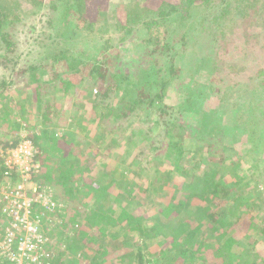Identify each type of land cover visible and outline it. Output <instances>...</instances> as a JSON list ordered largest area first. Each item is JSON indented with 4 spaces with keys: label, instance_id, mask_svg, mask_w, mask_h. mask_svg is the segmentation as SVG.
<instances>
[{
    "label": "trees",
    "instance_id": "16d2710c",
    "mask_svg": "<svg viewBox=\"0 0 264 264\" xmlns=\"http://www.w3.org/2000/svg\"><path fill=\"white\" fill-rule=\"evenodd\" d=\"M100 5L101 0H0V67L11 68L9 64L14 63L12 56L18 49L13 35L26 28L28 19L41 16L46 30L56 31L51 35L54 41L49 48L53 54L44 56L37 66L17 70L14 65L11 69L14 80L0 81V96L4 98L1 108L8 124L21 130L22 122L27 121L25 111L32 104L38 107L39 118L45 120L40 121L37 130L31 127L29 131V139L37 149L33 161L39 165L31 171L30 183L38 186L37 194L51 187H62L60 193L67 198L64 201L58 197L64 202L60 211H48L40 203L33 205V213L41 221L60 230L56 235L58 247L55 243L46 244L47 251L56 253V257L41 256V263L256 264L250 262V256L264 250V227L258 230L253 225L256 207L253 203L261 193L253 176L263 173L264 160L257 165L250 152L243 150L247 152L243 159L247 167L239 169L242 174L235 173L238 176L234 179L225 178L223 172L231 162L230 143L222 139L224 134L220 135L219 120L222 116L230 120L231 135L238 127L244 133L249 130L243 143L250 146L264 143V136L251 137L255 130L264 133V122L252 118L257 107L264 110L260 103L264 90L258 92L259 86L264 87V67L258 65L253 70L247 67L251 76L245 82L237 72L233 54L227 50L228 34L231 38L235 30L244 37L239 44L248 41L257 25L260 28L257 36L264 34V0H124L119 11L112 14L103 11L99 16L93 10ZM109 16L116 22V34L99 35L85 46V55L69 57L74 38L81 33L96 34L99 22H105ZM197 40L205 42L202 50L208 51L209 57L198 56L193 62L198 66L195 69H201L199 64L205 65L219 80L206 92L196 90L197 83L188 88L183 85L189 78L186 74L183 77L180 62ZM127 43L145 48L148 54L134 76L122 66L126 63L122 58ZM105 52L114 53L119 62L110 60L107 64L99 60L100 54L104 53L103 58L107 56ZM48 67L52 69V77ZM39 69L48 78L42 74L37 82L34 79L27 82L25 78L24 85L11 88L23 74L38 77ZM142 73L145 77H141ZM202 77L201 84L207 85L206 76ZM43 85L51 91H44ZM170 89L178 96L172 97ZM209 89L213 90V96L207 94ZM74 90H79L78 98L71 103ZM233 92H238L237 98L230 99L219 110L218 106ZM16 95L21 97L22 103L18 105L21 114L14 109L19 102L13 100ZM68 103L73 107L70 112L73 115L70 114L67 123L62 121L61 113ZM14 112L21 123L14 116L15 124L10 119ZM149 112L161 121L149 119L146 116ZM136 119L142 123L130 126ZM146 122L148 129L144 128ZM160 122L165 142L156 141L153 135ZM9 141H13L12 145ZM191 142L194 147L186 149L185 144ZM18 144L19 138L0 137L4 149ZM130 144L138 149L155 148L160 153L159 157L149 159L157 162L161 170L157 169V173H162L154 185L156 194L150 195L149 188L143 189L137 183L131 187L123 173L125 169L120 171L118 163L109 164L110 148L118 158L125 149L129 153ZM136 160L129 164L132 168L129 174L134 173ZM196 169L202 176L198 177ZM179 172L184 176V187L178 185ZM22 182V174L10 170L5 159L0 158V189L9 187L10 191H16ZM4 205L0 207L3 217ZM56 218H62V222L58 224ZM217 230L225 233L214 236ZM2 259H5L2 264H17L9 257ZM261 263L264 261L259 260L258 264Z\"/></svg>",
    "mask_w": 264,
    "mask_h": 264
},
{
    "label": "rangeland",
    "instance_id": "374dc122",
    "mask_svg": "<svg viewBox=\"0 0 264 264\" xmlns=\"http://www.w3.org/2000/svg\"><path fill=\"white\" fill-rule=\"evenodd\" d=\"M124 3V0H101V5L100 7L95 11V9L93 10V12H98V15L101 16L102 14H104L103 11H106L108 14H110L111 12H115V11H119L122 7ZM112 14V13H111ZM98 16V17H99ZM110 17V16H109ZM202 17V16H201ZM34 18V17H33ZM39 21V22H38ZM105 22L101 23L99 22V28L97 29L96 34H92L90 35L89 33H81L82 35H79V37L77 36V38H74V43L75 45L72 46L73 49L70 51L69 57L71 56H77V55H85V46L90 45L91 43V39L94 38H98L100 37L99 35H104V34H108V35H115L116 33L115 31V20H113L111 17L110 19L105 18L104 20ZM27 26L26 28H22L21 31H15L14 32V41L17 44V52L15 55H13L12 57L15 58L14 63H10L9 66L11 68H4V67H0V81H7L10 82L12 80H14V77L11 75L13 73V71L11 69H13L14 65L16 66L15 69L17 70H22L25 67L28 66H32V65H36L42 63V59L44 56L46 55H51V53L53 52V50L50 52L49 48L50 45L53 46L52 42L54 41V37L51 38V35L54 36L56 34V31L52 28H48V30H46L47 25L44 21V19H42L41 16L34 18V19H28L27 20ZM33 24V25H32ZM31 25V28L29 27ZM36 25V27H35ZM34 26V27H33ZM197 30H199V27H196ZM259 29L258 25L253 28V33L247 38L248 41L242 44H239L238 42L242 41L244 39V37L242 36L243 34H240L238 32H236L237 30H235L232 34H231V38L230 35L229 39L230 42L228 43L227 46V50L229 53H231V55L233 54L234 57L233 62H235V66L237 69V72H239V75H242L243 79L245 82H248L249 76L250 75V69L247 67H250L255 69L258 65H262L264 67V34L262 36H257L259 35ZM44 32V34H43ZM53 40V41H52ZM56 40V38H55ZM246 40V39H245ZM127 46V47H126ZM206 44L205 42H203L201 40V42L199 43V40H197L195 47L191 50L190 53H188L187 55H185V60L183 59V61L181 60L180 64L183 63L182 68H183V77H185V74L188 76L189 80H184V88H188L189 85H194L197 83L196 86V90L198 88H200L202 91H207L208 88H212L213 86H215L216 84H219V81L217 77L212 76V74L209 73V68L205 65H200L199 67L201 68L200 70L197 71V69H195V67L197 66V64H193L194 60L196 62V58L199 56H208V51L206 52L205 50H202L203 47H205ZM126 50L123 52V58L122 61H126L124 66V69H128V71L130 70V73L134 76L135 74H138V67H142V63L143 59L146 57L145 55L147 54V50H145V48H138L136 45L133 46L131 44H126L125 45ZM124 47V49H125ZM244 48L246 51H244L242 48ZM4 48V46H3ZM5 49V48H4ZM54 49V47H53ZM54 53V52H53ZM52 53V54H53ZM105 54L107 55L105 58L104 57V53L100 54L99 56V60L102 59L103 62H107V64L110 62V60H116L117 62H119L120 58H116V56L114 55V53H110V52H105ZM86 55L90 56V53H87ZM81 57V56H80ZM229 57V55H228ZM11 58V56H10ZM18 58V59H17ZM81 60V58H79ZM47 61V59H46ZM142 62V63H141ZM262 62V63H261ZM49 63H52L51 60L49 59ZM127 63H129L130 65H127ZM106 64V65H107ZM141 64V66H140ZM81 65V62H80ZM79 65V67H80ZM210 65V64H209ZM253 65V66H252ZM37 66V65H36ZM108 66V65H107ZM121 64L118 65V67L121 69ZM252 66V67H251ZM198 67V66H197ZM241 67H244V70H240ZM49 70L51 71L52 69L50 67H48ZM41 72V69H39ZM112 70V69H111ZM113 70H116V68H114ZM52 71L49 73V76L52 77L51 75ZM28 74H23L21 76H19V78H17L15 80V85L11 86V88H17L18 85L22 86L24 85V81L25 78H27V82H30V80L32 82H37V80L39 81L40 77H45V73L44 70L43 72H41L39 74L38 77L33 78L32 75ZM41 74L43 76H41ZM202 74H204L206 77L205 79L208 81L207 85H202V80L204 79V77L201 78ZM234 74L237 75L236 72H234ZM141 77H145V74H141ZM48 78V77H45ZM34 79V81H33ZM190 81L192 83H190ZM201 85V86H200ZM209 86V87H208ZM219 86V85H218ZM243 86H240L239 88H242ZM220 88V86H219ZM244 88V87H243ZM262 89V91H261ZM43 90L47 92V90L51 89L45 85H43ZM93 96L97 93L96 89H93ZM264 87L262 88L261 86H259L258 92H263ZM239 91V89H238ZM254 92V91H253ZM74 97L71 103H73V101H76L78 98V91H72ZM7 95V93H5ZM170 94L172 97H177L178 94L176 91H172L170 89ZM208 95L213 96L214 92L212 89H209ZM237 94L238 92H233L231 95L227 96L226 99H224V102L222 104H220L218 106L219 110H223L226 105L228 104V101L230 99H236L237 98ZM220 95L223 96V93ZM93 96H91L90 98H93ZM262 99H263V103L262 101H260L261 105L263 104L264 107V94H261ZM95 97V96H94ZM15 101H19L17 103V109H15V111H18L21 114V111L18 109V105H20L21 102V97H17V95L14 97ZM45 100H49L48 96L45 97ZM259 100V99H257ZM3 101L4 98L0 96V137L1 138H5V139H12V137H16L19 138V144L13 148H8V149H4L1 145H0V158H4L5 159V164L7 165V162L10 158H12L11 160L19 166H23V165H27V163H29V160L27 158L28 154H30L32 152V150H34V146L31 142V139H29V131L31 129V127H35L36 130L39 128V123L40 121H45L40 117L39 115V109L38 107H36V104H32L31 107L30 105H28L27 108H29V110H26V117H27V121H23V125L21 128V130H16L15 127L13 125H10L7 123V118L5 117V114L3 113L2 110V105H3ZM256 101V100H255ZM255 101L253 103H255ZM71 103L69 105H63V112L61 113V117H62V121L66 120L67 123L70 121L69 117H70V113L71 110L73 109L71 105ZM108 104V102L106 103ZM59 108H60V104ZM15 106V105H14ZM35 107V108H34ZM34 108V109H32ZM16 112H14L13 114H10L9 117L11 120H13L14 124L19 121L20 122V117L16 116L15 114ZM73 115V114H72ZM13 116L16 120L13 119ZM146 116H149V119L152 118V120L155 119H159L157 116H155L153 113H147ZM8 117V118H9ZM29 118V119H28ZM148 118V117H147ZM252 118H256L258 121H263L264 122V110L257 107V109L255 110ZM161 121V120H160ZM221 121V133L220 135L224 137H222V139L224 138V140L227 141V143H230L228 145L229 149L231 148V145L233 146L232 149H228V156L230 157V161L229 166L225 167V171L223 172V175L225 176V178H229V179H234L236 176L241 175L242 171L240 172V170L243 169V167H247V162L243 161L244 157L247 156V152L249 151L250 154L252 155V157L257 160L256 164L258 165H262V160H264V143L261 142L260 144H252L251 146L248 145V143H243V139L244 137L248 134L244 133L243 129L241 127H238L237 129H235L232 133V135L230 134V127L232 125H230V120L227 119L226 116H222L221 119L219 120ZM139 120H132V123H130V126L132 125H136L138 126L140 123H138ZM246 121H244L243 123H245ZM249 123V128L252 127V121L249 119L248 120ZM144 124V128L148 129L149 128V123H143ZM258 124V123H257ZM259 125V124H258ZM241 126V125H240ZM25 127H29V129H25ZM14 128V130H13ZM162 125L161 122L159 123V126L156 127L157 130L154 131V136L156 137V141L159 140L161 142H165L167 139H165L166 137H164V131L162 129ZM264 128V127H263ZM58 129V127H57ZM59 130V129H58ZM112 133V132H111ZM121 133V132H120ZM153 133V132H152ZM123 134V133H122ZM255 134L256 137L262 138L264 136V133L261 132L260 130H255L251 137H253ZM60 137V136H58ZM97 138V137H94ZM116 139H118V136L116 137ZM165 139V140H164ZM264 140V138H263ZM10 145H12L13 141H9ZM27 142H31L32 146H30L29 144H27ZM128 143V142H127ZM125 143V144H127ZM139 142H136V144ZM129 144V143H128ZM131 145V149H129V153L126 154L127 150H123V154L120 157V154L118 155V158L115 157L116 155L114 153H112V148H110V152L108 153L109 155V164H111L112 166L117 165V163L119 164L120 167V171L122 169H125L123 171V173L127 176L128 178V182H130L131 187H133L136 183L143 189H150V195L152 194H156L157 191V187H154L155 183H156V179L159 178V176L162 175V173H157L160 168H158L159 166L157 165V162L154 161L149 162V159L152 157H154V159L156 157H159L157 155H160V153L158 151L155 150V148L152 149H147L145 147H141V149H138L137 147L135 148L134 145ZM194 143H186L185 144V148L186 149H192L194 147ZM236 145V148H235ZM240 146V147H237ZM34 148V149H33ZM240 148V149H237ZM37 150V149H36ZM243 150H247V152H242ZM10 153V154H9ZM166 155V154H165ZM112 157V158H111ZM162 157L163 154H162ZM117 158V159H116ZM137 158V164L135 165L136 167H134L133 171L134 173L129 174V170H132V168L129 167V164L132 163L133 159ZM111 159V160H110ZM124 160V162L122 163V161ZM158 161V160H157ZM234 165V167H233ZM261 169H263V173L260 172L259 175H255L253 176L255 178V185H258V187H256L261 193H259V195H256V199L254 200V205H256L254 209V222L253 225L255 228H257L258 230H260L261 227H264V167H261ZM161 171V170H160ZM195 171H197L198 173V177L202 176V172H199L198 169H196ZM238 175H236V174ZM245 175V174H244ZM250 175V173H249ZM248 175V176H249ZM92 177H96L95 175ZM179 177H180V181L179 182V186L184 187L185 185V180H184V176L182 175L181 172H179ZM177 178H178V174H177ZM248 177L245 179L247 180ZM112 181V180H111ZM119 182V181H117ZM234 182V181H232ZM28 183V184H27ZM26 184V188L28 189V192L25 193V197L27 199H39V194H37V191H34V188L38 189L36 184H31L30 181L25 182ZM253 184V183H252ZM253 184V185H254ZM178 186V188H179ZM61 188H59V186H56V188H52L51 190L46 189L43 193L45 195H47L49 198H51L52 204L56 205L53 209L52 212L54 211H60L59 209L61 207H63L64 202L60 201V199L66 201V197L62 196L60 191ZM182 191V189H181ZM154 192V193H153ZM42 193V192H41ZM121 197H123L122 194H120ZM6 197H12L11 193H7L6 190H1L0 189V207L3 206L6 201H8V199ZM59 197V198H58ZM11 200V199H10ZM69 202V200H68ZM8 203V202H7ZM66 204V203H65ZM6 205V204H5ZM4 205V206H5ZM4 208V207H3ZM3 210V209H2ZM54 210V211H53ZM248 211L251 212V209H249ZM3 213V212H2ZM2 215L0 214V219H2ZM76 219V218H74ZM55 221L59 224L60 222H62V218H56ZM5 220L3 219V221H0V228H2L4 230L6 223L4 224ZM72 226V225H71ZM43 227V225H42ZM54 226H52V224L50 225H44V229L45 232H47V243L46 244H54L55 246L58 247L57 245H59V241L56 239L57 238V234L59 228H53ZM53 228V229H52ZM75 228L71 227V229ZM61 229V228H60ZM70 229V228H69ZM219 231V234H217L216 232ZM214 233V236L225 233V231L223 230H217ZM69 232L71 233V230H69ZM42 233V232H41ZM3 238V232H0V239ZM53 238L56 240L54 241ZM52 239V240H51ZM49 254L51 256H55L56 257V253H51L50 251H48ZM55 252V251H54ZM262 253V254H260ZM260 253H255L254 255L250 256L251 263H254L256 261V264H258L259 260L264 261V250H262ZM260 254V255H259ZM50 256V258H51ZM80 257V256H79ZM66 261H69V258L66 256L65 257ZM14 261V260H13ZM16 261V260H15ZM3 262H5V259L0 258V264H2ZM70 263V262H69ZM68 262L66 264H69ZM160 261H158L156 264H159ZM192 262L189 261L188 264H191ZM79 264H85V262L79 263ZM176 264V263H174ZM215 264H218L217 261H215ZM262 264V263H261Z\"/></svg>",
    "mask_w": 264,
    "mask_h": 264
},
{
    "label": "built area",
    "instance_id": "2783aa9c",
    "mask_svg": "<svg viewBox=\"0 0 264 264\" xmlns=\"http://www.w3.org/2000/svg\"><path fill=\"white\" fill-rule=\"evenodd\" d=\"M27 144L32 146L31 142H27ZM35 153L36 150H32L27 156L29 163L20 166V168L11 160L12 158L7 162L10 170H15L22 174L23 182L17 186L16 191H10V188L6 187L7 193H11L12 197H6L8 201H6V205L2 210L5 216L3 217L5 220L4 224L6 223L7 226H5L4 230L1 228L3 238L0 239V258L9 257L11 261L16 260L17 264H42L41 256L49 258L51 256L46 248L48 236L44 225L52 223L41 221L39 215L33 213L34 210L32 208L35 203H40L45 205L48 211L52 212L56 205H53L51 198L44 193L39 194V199H27L25 197V193L28 192L25 182L27 179L28 181L30 180L31 171L39 168V165L33 161ZM37 190L34 188L35 192ZM14 247L18 251L14 252Z\"/></svg>",
    "mask_w": 264,
    "mask_h": 264
},
{
    "label": "crops",
    "instance_id": "0c3cea01",
    "mask_svg": "<svg viewBox=\"0 0 264 264\" xmlns=\"http://www.w3.org/2000/svg\"><path fill=\"white\" fill-rule=\"evenodd\" d=\"M55 212V211H54ZM2 231V229L0 228V232Z\"/></svg>",
    "mask_w": 264,
    "mask_h": 264
}]
</instances>
